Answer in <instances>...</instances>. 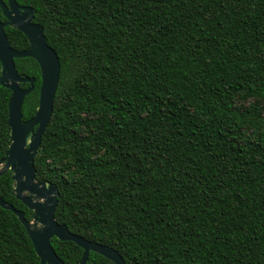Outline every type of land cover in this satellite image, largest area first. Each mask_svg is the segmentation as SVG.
Masks as SVG:
<instances>
[{
  "label": "trees",
  "instance_id": "trees-1",
  "mask_svg": "<svg viewBox=\"0 0 264 264\" xmlns=\"http://www.w3.org/2000/svg\"><path fill=\"white\" fill-rule=\"evenodd\" d=\"M17 2L36 10L61 62L35 159L37 180L58 186V223L127 264H264V0ZM6 34L15 50L30 47L19 30ZM15 63L35 78L27 121L41 69ZM11 96L0 84V160ZM12 190L7 172L0 197L31 220ZM53 247L66 264L84 253ZM0 264H41L1 206ZM87 264L114 263L91 252Z\"/></svg>",
  "mask_w": 264,
  "mask_h": 264
},
{
  "label": "water",
  "instance_id": "water-1",
  "mask_svg": "<svg viewBox=\"0 0 264 264\" xmlns=\"http://www.w3.org/2000/svg\"><path fill=\"white\" fill-rule=\"evenodd\" d=\"M0 8L6 21L0 15V84L12 92L9 102L11 145L6 156L0 160V177L11 172L13 196L33 212L31 220L25 213L0 197V206L14 213L25 227L41 264H66L56 253L53 242H73L83 249L78 264H87L90 253H96L114 264H127L113 248L87 240L73 234L66 225L56 219L60 192L50 181L37 180L35 159L42 148L43 136L54 111L60 75L61 62L57 52L48 44L44 27L35 23L36 10L20 5L17 0H0ZM22 32L30 47L24 51L12 48L6 28ZM34 59L41 69L39 104L34 117L25 121L22 109L26 97L35 90V78L22 77L15 60ZM29 84L27 89L22 86Z\"/></svg>",
  "mask_w": 264,
  "mask_h": 264
},
{
  "label": "flooded vegetation",
  "instance_id": "flooded-vegetation-1",
  "mask_svg": "<svg viewBox=\"0 0 264 264\" xmlns=\"http://www.w3.org/2000/svg\"><path fill=\"white\" fill-rule=\"evenodd\" d=\"M27 85H29V84H26V85H24V86H22L24 89H27L28 87H27Z\"/></svg>",
  "mask_w": 264,
  "mask_h": 264
}]
</instances>
